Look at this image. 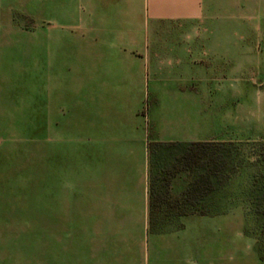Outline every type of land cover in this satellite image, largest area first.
Returning a JSON list of instances; mask_svg holds the SVG:
<instances>
[{
  "label": "crops",
  "instance_id": "0c3cea01",
  "mask_svg": "<svg viewBox=\"0 0 264 264\" xmlns=\"http://www.w3.org/2000/svg\"><path fill=\"white\" fill-rule=\"evenodd\" d=\"M263 12L264 0H0V135L10 138L7 106L19 93L28 98L27 77L68 75L53 131L57 196L68 203L87 196L95 234L135 237L125 243L141 250L150 220H184L152 233L169 236L167 264H209L214 251L202 211L209 175L201 166L216 139L209 135L210 54L193 50V37L162 33L177 23L253 20ZM82 41L91 50L87 101L77 83ZM17 75L25 83L11 79ZM50 111L46 101L42 125ZM193 205L200 211L189 212Z\"/></svg>",
  "mask_w": 264,
  "mask_h": 264
},
{
  "label": "rangeland",
  "instance_id": "374dc122",
  "mask_svg": "<svg viewBox=\"0 0 264 264\" xmlns=\"http://www.w3.org/2000/svg\"><path fill=\"white\" fill-rule=\"evenodd\" d=\"M263 15L218 23L198 19L162 33L193 37L190 47L210 54L209 135L216 139L210 140L201 166L212 184L202 204L209 216L208 249L214 251L209 264H264ZM31 16L39 23V12ZM81 35L83 39L86 33ZM80 51L77 83L80 98L87 101L91 50L82 41ZM11 79L25 83L23 75ZM67 80L68 75L50 74L47 79L35 70L26 80L28 98L19 93L7 106L13 123L7 131L10 138L0 135V264H140L141 254L144 264H167L169 236L152 233L182 227L184 220H150L141 250L125 243L135 237L95 234L87 196L75 203L57 196L58 144L53 131L56 107L64 103L57 94L67 89ZM46 101L55 111L42 125ZM42 132L48 138L45 150ZM192 207L187 210L200 211V205ZM157 237L166 239L165 245L154 242Z\"/></svg>",
  "mask_w": 264,
  "mask_h": 264
},
{
  "label": "trees",
  "instance_id": "16d2710c",
  "mask_svg": "<svg viewBox=\"0 0 264 264\" xmlns=\"http://www.w3.org/2000/svg\"><path fill=\"white\" fill-rule=\"evenodd\" d=\"M210 145H211V142H209V143L207 144V147L210 146ZM193 146L195 147V146H197V144H194ZM198 146H200V143L198 144ZM202 146H205V144L203 143ZM211 185H212V184H211V180H210V178H209V181H208L209 189L211 188Z\"/></svg>",
  "mask_w": 264,
  "mask_h": 264
}]
</instances>
